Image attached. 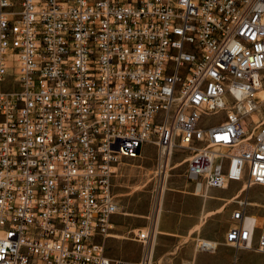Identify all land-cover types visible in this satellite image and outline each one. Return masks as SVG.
I'll use <instances>...</instances> for the list:
<instances>
[{"label": "built area", "instance_id": "obj_1", "mask_svg": "<svg viewBox=\"0 0 264 264\" xmlns=\"http://www.w3.org/2000/svg\"><path fill=\"white\" fill-rule=\"evenodd\" d=\"M262 87L264 0H0V264H154L159 195L137 262L103 242L119 162L146 142L164 176L191 150L199 194L241 182L225 243L264 253L241 195L264 185Z\"/></svg>", "mask_w": 264, "mask_h": 264}, {"label": "rangeland", "instance_id": "obj_2", "mask_svg": "<svg viewBox=\"0 0 264 264\" xmlns=\"http://www.w3.org/2000/svg\"><path fill=\"white\" fill-rule=\"evenodd\" d=\"M226 111H218L216 113L204 116V120L208 124L220 123L225 118ZM257 120L264 116V107L256 113ZM145 144V143H144ZM144 154L140 157H122L118 165V172L115 177L118 179V188L121 189V201L124 212L128 221L132 224L147 225V217L154 208L156 195L161 196L159 227L162 215L178 216L180 209L176 207L165 206L169 199L166 195V190L171 186L170 181L177 180L180 177L187 176V161L192 154L189 149L179 148L174 151L170 161V166L167 168L165 176L163 172L157 174V148L154 144L149 143L144 147ZM183 159H185L183 161ZM183 161L182 163H179ZM153 171L151 174L148 171ZM143 185H146L142 187ZM164 185V186H163ZM241 182L233 181L231 191L241 187ZM242 196H246L250 201H258V204L249 206L250 211H258L264 217V185H255L249 187L248 190L242 192ZM174 199V198H172ZM236 202L231 200L226 206L225 213H216L213 216H208L206 220H210L215 229L212 232H207L202 229L189 237L183 238L180 244L170 247V250H163V243L160 241V232L157 236V241L154 247V264H176L175 259L181 250L192 252V256L198 255L194 264H264V253L255 252L250 249H237L234 246L225 243V235L233 224L231 212L236 207ZM129 213V214H128ZM227 220L225 232L219 234L217 229L224 220ZM204 221V222H205ZM205 226L211 223L205 222ZM198 227V225H197ZM136 231V230H135ZM134 230L129 234L134 238ZM209 235V236H208ZM212 240L218 242V248L214 251H205L200 247L203 240ZM120 253L126 258H134L139 250V245L134 241H125L120 247ZM165 260V261H164Z\"/></svg>", "mask_w": 264, "mask_h": 264}, {"label": "crops", "instance_id": "obj_3", "mask_svg": "<svg viewBox=\"0 0 264 264\" xmlns=\"http://www.w3.org/2000/svg\"><path fill=\"white\" fill-rule=\"evenodd\" d=\"M150 142H146L144 147ZM177 150V149H176ZM144 148H141V154H144ZM185 159H183L184 161ZM183 161L179 162L182 163ZM118 179L113 178V192L116 195V200L119 203L120 210L111 217L113 228L110 230V235L103 239L105 244L106 254L114 260H123L128 262H137L141 255L143 246L140 242L136 241L131 235L133 230L143 228V224H132L128 221L124 212L121 211L123 207L121 201V189L118 188ZM171 186L166 190V195L169 198L165 206L176 207L180 209L179 215L173 214V216L165 215L161 218L160 222V241L163 243V250H170L173 247L182 242L183 238L199 232L204 229L207 232H212L215 227L210 220H206L207 223H211L205 226V222L201 225V228L197 229V225L201 223L204 214L211 213L209 216H213L216 213H225L226 206L232 198L239 193L240 187L231 191L232 182H230L224 188H209L204 194H199L195 191V182L185 177H180L177 180L170 181ZM248 190L245 188L244 190ZM174 198V199H172ZM252 204H258V201H251ZM257 214H261L258 211H253ZM233 224L235 220L232 218ZM227 220L225 219L222 224L219 225L217 231L219 234L225 232ZM231 225V226H232ZM231 228V227H230ZM229 228V230H230ZM228 230V231H229ZM209 236V235H208ZM102 239V238H101ZM134 241L139 245V250L134 258H126L120 252V247L125 241ZM211 240V239H210ZM214 240V239H212ZM218 248V242L216 244L214 252ZM257 253V251H255ZM198 255L192 256V252L181 250L179 255L175 259L176 264H194ZM165 261V260H164Z\"/></svg>", "mask_w": 264, "mask_h": 264}, {"label": "bare ground", "instance_id": "obj_4", "mask_svg": "<svg viewBox=\"0 0 264 264\" xmlns=\"http://www.w3.org/2000/svg\"><path fill=\"white\" fill-rule=\"evenodd\" d=\"M255 96L259 99V100H263L264 99V87H262L257 93H255ZM255 118L257 119V115H255ZM153 171H148V173H152ZM146 185H143L142 187H144ZM164 186V185H163ZM129 214V213H128ZM211 213H206L204 214L203 218H202V221L200 224H198V227L197 229L201 228V225L204 223L205 219L210 215ZM160 219V218H159ZM235 220V223L234 225L231 226L230 230L229 231H235L237 228H238V225H239V218H233ZM158 225H159V222H158ZM158 232H160V227L158 226ZM210 244L211 246L213 247H216V244L217 242L216 241H213V240H203L201 242V244ZM214 249H212L211 251H213Z\"/></svg>", "mask_w": 264, "mask_h": 264}]
</instances>
